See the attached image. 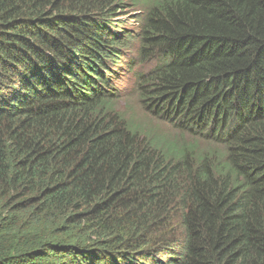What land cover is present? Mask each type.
Masks as SVG:
<instances>
[{
	"label": "trees",
	"instance_id": "trees-1",
	"mask_svg": "<svg viewBox=\"0 0 264 264\" xmlns=\"http://www.w3.org/2000/svg\"><path fill=\"white\" fill-rule=\"evenodd\" d=\"M125 1L0 0V264H264V0Z\"/></svg>",
	"mask_w": 264,
	"mask_h": 264
},
{
	"label": "rangeland",
	"instance_id": "rangeland-1",
	"mask_svg": "<svg viewBox=\"0 0 264 264\" xmlns=\"http://www.w3.org/2000/svg\"><path fill=\"white\" fill-rule=\"evenodd\" d=\"M125 3L128 5L125 9L121 10L119 16L121 20H126V26L131 29L132 25V17L134 16L133 8H131L132 3L130 0H126ZM137 46L133 45L131 48L127 50L128 62H124V65L128 63V66L125 68H121L120 74L118 75V79L116 80L114 85L120 94V102L116 105V109L118 113H122L123 116L127 118H131L135 122H145L148 125H154V127L158 128L161 132H169V123L165 121H159L157 123L154 120L146 121L142 102L138 100V95L134 91V85L136 84V79L138 76L145 74L148 70H150L154 66L153 61L144 62V60L140 61L137 54ZM122 61H118L120 64ZM133 65L132 69H129V65ZM161 122V124H160Z\"/></svg>",
	"mask_w": 264,
	"mask_h": 264
}]
</instances>
